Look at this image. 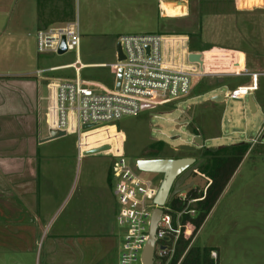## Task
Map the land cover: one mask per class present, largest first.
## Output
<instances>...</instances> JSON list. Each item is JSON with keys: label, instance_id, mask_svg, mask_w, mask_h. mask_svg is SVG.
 <instances>
[{"label": "rangeland", "instance_id": "374dc122", "mask_svg": "<svg viewBox=\"0 0 264 264\" xmlns=\"http://www.w3.org/2000/svg\"><path fill=\"white\" fill-rule=\"evenodd\" d=\"M178 1L190 7L189 13L185 11L186 18L161 15L163 2ZM235 3L236 0H162L159 8L156 0H73L71 12L80 33L78 56L81 63L87 64L80 77L94 90L110 91L115 81V68L111 64L117 61L116 43L120 35L183 31L195 44L199 40L200 14L228 11ZM237 3L249 7L248 0ZM255 3L260 6L263 0ZM256 25L252 27L256 32L262 31L260 25L264 29V16ZM75 59L74 50L51 53L47 65H67ZM48 74L75 78L74 69L69 67ZM260 81L264 96V76ZM241 83H244L241 77H225L224 83L205 77L200 86L182 99L123 116L114 126L107 123L90 129L98 130L92 131L81 144L82 147L110 144V149L80 155L76 134H65L44 144L40 152L47 156L41 165L46 180L41 183L40 202L16 209L20 210L17 217L21 223L14 224L13 217L7 214L5 200L0 197V264H119L122 231L115 221L114 181H108V171L114 170L118 162L114 155L116 139L132 165L153 153L161 158L197 156L175 148L192 143L194 133L202 136V147L206 148L249 144L240 165L199 228L195 245L216 246L222 258L220 264H264V110L252 113L247 96L240 100L225 99L221 104L208 99ZM182 116L185 123L175 121ZM42 127H47L44 115ZM211 161L206 157L202 168L188 177L185 184L194 182L199 191H204L210 182L206 162ZM143 176L158 184L162 178L159 173L144 172ZM248 235H254L252 241H248ZM238 236L244 238L239 240ZM247 248L252 251L247 252ZM214 261L219 264L217 259Z\"/></svg>", "mask_w": 264, "mask_h": 264}, {"label": "crops", "instance_id": "0c3cea01", "mask_svg": "<svg viewBox=\"0 0 264 264\" xmlns=\"http://www.w3.org/2000/svg\"><path fill=\"white\" fill-rule=\"evenodd\" d=\"M161 1L156 0L159 8ZM255 1L248 0L249 7H240L236 0L228 11L202 12L199 40L195 44L186 32L169 33L186 35L189 50L201 54L205 75L194 84L193 89L200 86L205 77L214 78L218 83H224V78L228 76L241 77L244 83L229 89L250 86L255 75L257 89L247 96L248 103L249 98L254 103V113L258 109L264 110L260 81V77L264 76V29L261 25L259 29L262 28V31L256 32L252 28L264 16L261 12L264 11V0L260 6ZM72 3L73 0H0V197L2 201L5 200L7 214L13 217L14 224L21 223L17 216L23 207L33 206V203L37 205L41 200V183L44 184L46 180L41 165L47 156L40 150L44 144L52 141H43L49 131L46 113L53 103L47 84L62 78L48 74L62 69L52 70L62 65H47L48 54L55 52L37 51L36 31L73 21ZM167 4L175 5L163 2V17L181 19L186 18L185 11L189 13L188 5L185 10L180 9L175 13L165 9L164 5ZM207 45L210 47L207 48ZM224 101L210 100L213 104ZM41 115H44L45 129H41ZM196 135L201 136L194 133ZM200 138L202 140V136ZM91 147L88 145L84 149ZM43 198H46L45 194ZM16 209L20 210L16 212ZM248 236V241H252L254 235ZM243 238L238 236L239 240ZM192 243L195 244L194 239ZM206 247L212 248L211 252L216 254L214 259L220 264L222 258L217 247ZM246 251L251 252L252 249L247 248Z\"/></svg>", "mask_w": 264, "mask_h": 264}, {"label": "built area", "instance_id": "2783aa9c", "mask_svg": "<svg viewBox=\"0 0 264 264\" xmlns=\"http://www.w3.org/2000/svg\"><path fill=\"white\" fill-rule=\"evenodd\" d=\"M62 37L65 38L66 51L74 50L76 59L73 63L52 70L73 68L75 78L48 82L53 103L48 107L46 122L49 130L76 134L80 153L86 151L81 145L82 141L88 140L92 131L98 130L90 129L107 123L112 124L108 126H114L113 123L123 116L136 115L162 103L182 99L191 93L194 84L205 75L198 62L188 60L192 51L189 50L186 35L153 32L122 34L117 42L123 59H116L111 64L115 68V78L117 70L121 69L119 89L115 90L114 81L110 91L94 90L80 77V71L86 65L80 62L78 56L80 33L77 22L69 21L61 26L38 29L37 51L51 50L57 53ZM255 89L257 82L254 75L250 86L232 88L223 93L224 99H244ZM144 106L148 107L143 109ZM83 125L94 126L83 129ZM116 140L114 155L118 162L116 168L109 171V180L114 181L112 191L117 204L115 221L122 231L119 264H142V251L148 239L151 215L158 207L154 198L159 184L143 176L144 172L135 163H128ZM108 147L111 148L110 144ZM190 188L197 189L194 182L159 207L161 213L156 225L154 264H168L169 258H165L171 255L181 234V218L194 217L197 213V203L203 196H189ZM167 241L171 245L166 244ZM211 257H216L215 252H211Z\"/></svg>", "mask_w": 264, "mask_h": 264}, {"label": "trees", "instance_id": "16d2710c", "mask_svg": "<svg viewBox=\"0 0 264 264\" xmlns=\"http://www.w3.org/2000/svg\"><path fill=\"white\" fill-rule=\"evenodd\" d=\"M207 46V48L210 47V45ZM248 146V143L240 142L226 147H215V149L203 147L202 157L205 160L206 157L212 160L209 164L206 162L209 165V169L207 165L206 167L204 166L207 169L206 172L210 182L204 191L198 192L194 188L188 190L189 196H203V198L197 203V213L194 217L183 216L181 218V234L173 246V252L165 258V260L169 258L168 264H215L214 259L211 257L212 248L197 246L192 241L228 184V181L240 165ZM221 153L224 155H221ZM150 155L149 158H161L158 157L157 153ZM202 166L203 164L199 169ZM173 206L178 208L176 203H173ZM165 243L171 245L170 241Z\"/></svg>", "mask_w": 264, "mask_h": 264}, {"label": "water", "instance_id": "95a60500", "mask_svg": "<svg viewBox=\"0 0 264 264\" xmlns=\"http://www.w3.org/2000/svg\"><path fill=\"white\" fill-rule=\"evenodd\" d=\"M182 3L181 1H178ZM66 52L65 38L62 37L61 43L58 47L57 54H63ZM201 54L197 52H191L188 55V60L191 62H198L202 67L203 61L200 59ZM116 59L118 61L123 59V55L120 49V44L116 43ZM121 81V69L117 70L116 78H115V90L119 89ZM210 100L215 102L224 101V94L219 93L209 97ZM249 108L252 113L255 111L254 103L251 98H249ZM148 106H144L143 109H146ZM184 111L181 110V113ZM175 121H180L185 123L184 117H180L179 119H175ZM94 125H83V129H89ZM66 133L61 130L50 129L48 131V136L43 139V141H50L57 137L64 136ZM203 146L202 140L199 136H194L193 141L190 144H180L175 148L177 150H184L188 152H193L197 148H201ZM108 145H104L101 147L89 149L83 152V155L92 154L96 152H100L104 149H108ZM136 167L148 173H159L162 175L161 181L159 183L157 193L154 198V203L158 206L155 207L149 225V234L148 239L145 244V247L142 251V264H154V247L156 244V225L157 221L160 217V209L159 207L164 205L166 200L172 197L178 191L186 190L192 185V182L189 184H184L185 180L189 177L191 171L197 167V163H194V158L192 157H179V158H141L135 161ZM191 166L190 168H188ZM188 168V169H187Z\"/></svg>", "mask_w": 264, "mask_h": 264}, {"label": "flooded vegetation", "instance_id": "af4514ba", "mask_svg": "<svg viewBox=\"0 0 264 264\" xmlns=\"http://www.w3.org/2000/svg\"><path fill=\"white\" fill-rule=\"evenodd\" d=\"M202 149H196L195 151H193L192 153L193 154H198L197 156H194V155H192V156H190V157H192V158H194V163H197L198 165H197V167L195 168V169H193L192 171H191V173H190V175H189V177L191 176V175H193V174H196V173H198V170H199V168L201 167V165L204 163V161H205V159H204V157H202V150L204 149L203 147H201ZM191 166H189L188 168H190ZM187 168V169H188ZM186 183V180H185V182H184V184Z\"/></svg>", "mask_w": 264, "mask_h": 264}, {"label": "bare ground", "instance_id": "6f19581e", "mask_svg": "<svg viewBox=\"0 0 264 264\" xmlns=\"http://www.w3.org/2000/svg\"><path fill=\"white\" fill-rule=\"evenodd\" d=\"M165 9H169L175 13H177L178 11H180V9L185 10V6L182 5V3L177 2V5H164ZM171 13V12H170Z\"/></svg>", "mask_w": 264, "mask_h": 264}]
</instances>
